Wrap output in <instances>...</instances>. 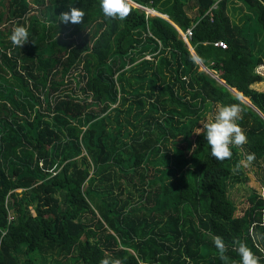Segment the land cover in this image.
Listing matches in <instances>:
<instances>
[{"label":"trees","instance_id":"obj_1","mask_svg":"<svg viewBox=\"0 0 264 264\" xmlns=\"http://www.w3.org/2000/svg\"><path fill=\"white\" fill-rule=\"evenodd\" d=\"M130 2L121 21L106 18L99 0H7L0 264H100L106 255L125 264H223L213 235L227 242L231 261H239V239L264 264V241L252 234L264 232V198L252 179L264 189V92L252 88L264 80L256 73L264 0ZM69 6L86 13L83 24L58 22ZM17 25L30 33L22 48L9 39ZM189 29L195 54L225 85L201 70L181 34ZM233 103L243 108L248 143L221 162L197 128ZM249 153L255 160L236 170Z\"/></svg>","mask_w":264,"mask_h":264},{"label":"clouds","instance_id":"obj_2","mask_svg":"<svg viewBox=\"0 0 264 264\" xmlns=\"http://www.w3.org/2000/svg\"><path fill=\"white\" fill-rule=\"evenodd\" d=\"M100 8L104 16L113 20H125L132 11L130 0H99ZM86 13L74 6H69V10L57 16L61 25H81L84 22ZM29 29L26 25L14 27L9 39L14 46L23 47L29 42ZM243 108L239 103L220 105L217 107L214 116L201 122V127L197 128V134L203 133L207 144L211 149V155L223 162L231 159L233 148L240 147L248 143V137L239 121L242 119ZM255 160V154L249 153L244 159L239 160L235 169L247 168ZM264 198V193L260 194ZM264 228V224L260 225ZM255 228V225L253 226ZM255 240L264 241V232H253ZM212 242L219 253V258L223 264H261V258L248 244L242 240H234V251L239 256V261H231L228 252V244L219 235L212 236ZM258 246V245H257ZM259 247V246H258ZM100 264H125L121 258H114L106 255Z\"/></svg>","mask_w":264,"mask_h":264},{"label":"rangeland","instance_id":"obj_3","mask_svg":"<svg viewBox=\"0 0 264 264\" xmlns=\"http://www.w3.org/2000/svg\"><path fill=\"white\" fill-rule=\"evenodd\" d=\"M195 5V3L194 2H192L191 3V7H193ZM146 9V8H145ZM189 11V10H188ZM33 12H36V10H33ZM6 14H7V0H0V16L1 15H5L6 16ZM33 14V13H32ZM160 14V13H159ZM189 14L190 15H192V16H195L196 15V10H190L189 11ZM152 15V14H151ZM153 16H156V15H154V13H153ZM11 25H13V24H10V23H7L6 25H2V27H0V31H4V30H6V29H8V27H11ZM254 29H258V28H256V26L254 25ZM259 32V31H258ZM41 46V48L42 49H44V51H45V49H46V44H42V45H40ZM189 46V48L191 49V52H193V54H194V49L192 50V48H191V46L190 45H188ZM201 70H204V67L203 66H201ZM256 73H258V74H260V76H262V77H264V68L263 67H259V68H257L256 69ZM74 86V85H73ZM69 88V87H68ZM252 88H254V89H256V90H258V91H263L264 92V80L262 81V82H259V83H255L253 86H252ZM70 90V89H69ZM252 179H253V185H257L256 186V188H258V191L259 192H261V193H264V189L263 188H261V185L260 184H258L259 182H258V180H257V178H256V176H255V174L253 173V175H252ZM18 192H21V191H18Z\"/></svg>","mask_w":264,"mask_h":264},{"label":"built area","instance_id":"obj_4","mask_svg":"<svg viewBox=\"0 0 264 264\" xmlns=\"http://www.w3.org/2000/svg\"><path fill=\"white\" fill-rule=\"evenodd\" d=\"M135 7H137V6H135ZM137 8H140L141 10L145 11L148 15H151V14L153 15L154 12L157 13V11H155L154 9L148 8V7H146L147 9L142 8V7H137ZM158 14H154V15L161 17L160 14L159 15ZM181 34H182L183 39L185 40V42L188 45H190L189 41L192 38L191 29H189L186 33H181ZM214 46L218 47V48H221V49H227V44L225 42H223V41H218V42L214 43ZM12 219L13 218L11 217L10 220H12Z\"/></svg>","mask_w":264,"mask_h":264},{"label":"water","instance_id":"obj_5","mask_svg":"<svg viewBox=\"0 0 264 264\" xmlns=\"http://www.w3.org/2000/svg\"><path fill=\"white\" fill-rule=\"evenodd\" d=\"M158 13V12H157ZM160 16L162 17V18H164V19H166V20H169V17L168 16H166V15H162V14H160ZM191 46V45H190ZM192 48V47H191ZM191 50V49H190ZM192 50H193V48H192ZM194 51V50H193ZM193 53V52H192ZM193 55H195V58L197 59V61L204 67V70L205 71H207L209 74H211L214 78H216L219 82H221L222 84H224L225 85V82L224 81H222V80H220L219 78H217L215 75H213L202 63H201V61L199 60V58L197 57V55L195 54V52H194V54ZM228 89L236 96V97H238L242 102H244L245 104H247V105H249V106H251V107H253L255 110H256V108L253 106V104L251 103V101L248 99V98H246L242 93H240V92H238L236 89H233V88H229L228 87ZM240 95H242V97H244L245 99H248L249 100V103H247L246 101H244L241 97H240Z\"/></svg>","mask_w":264,"mask_h":264},{"label":"bare ground","instance_id":"obj_6","mask_svg":"<svg viewBox=\"0 0 264 264\" xmlns=\"http://www.w3.org/2000/svg\"><path fill=\"white\" fill-rule=\"evenodd\" d=\"M154 14H156V13L154 12ZM240 97H241L244 101H246L247 103H249L248 99H245V98L242 97L241 95H240Z\"/></svg>","mask_w":264,"mask_h":264}]
</instances>
